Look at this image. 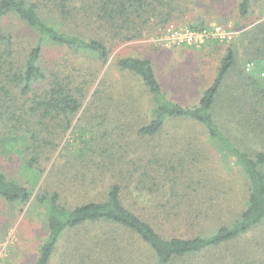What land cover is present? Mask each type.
I'll return each instance as SVG.
<instances>
[{"label": "trees", "instance_id": "16d2710c", "mask_svg": "<svg viewBox=\"0 0 264 264\" xmlns=\"http://www.w3.org/2000/svg\"><path fill=\"white\" fill-rule=\"evenodd\" d=\"M181 1L0 0V153L33 175L29 188L0 168V205L13 215L30 203L74 135L36 194L48 235L35 264H51L74 233L83 238L68 264H264L254 247L224 255L264 226V86L232 49L193 107L168 96L149 59L123 57L119 76L110 71L113 45L166 25ZM251 5L240 0L242 18ZM243 38L245 59L264 64V20ZM51 48L90 64L48 60Z\"/></svg>", "mask_w": 264, "mask_h": 264}, {"label": "rangeland", "instance_id": "374dc122", "mask_svg": "<svg viewBox=\"0 0 264 264\" xmlns=\"http://www.w3.org/2000/svg\"><path fill=\"white\" fill-rule=\"evenodd\" d=\"M180 3V5H177L179 7L178 11L174 13V18L166 25H157L156 21L153 20L147 24V30L142 38L112 46L113 53L109 65L114 77L119 76L116 63L121 58L149 59L168 96L183 106L193 107L199 104L205 91L211 87L227 51L232 49L238 56L240 68L245 73L254 75L258 82L264 86V64L253 65L252 62L245 59L246 43L243 38L247 31L264 20V0H252L250 14L247 18H242L240 15V0H187ZM201 24L204 25L202 30L208 31L220 27L224 33L232 34V38H211L198 46L185 43L178 44L172 41L171 36L173 33L192 30V26ZM13 28L20 40L22 38L28 39L26 29L19 26H13ZM46 57L48 60H55L56 63H68L70 66H87L90 64L89 61L77 57L65 49L51 48L46 52ZM103 72H101V75ZM234 76L232 75L228 80L229 89L239 85V81ZM225 110L223 109L222 112ZM221 117L227 118L226 111ZM73 136L70 138L68 135L66 141H73ZM66 141L62 144L42 178H40V182L36 184L30 203L26 206L17 205L13 215L9 213L5 205H0V228L7 225V234L0 240V264H35L39 250L48 235L45 210L36 201V194L51 171L57 157L58 165L63 164L64 160L60 159L58 155L65 146ZM13 159L15 161H11L12 159L0 153V168L6 174L20 179L22 183L30 188L31 185L27 182V177L30 176L31 178L33 175L24 172L21 176L19 173L20 161H17V158ZM223 164L226 163L221 161L216 165L224 171V174H227L229 168L225 169ZM211 167L215 168L214 164ZM224 174H220L222 178L225 177ZM233 177H235V180L232 185L236 191L235 194L238 193V201H236L235 207L238 208L240 187L242 185L238 169L234 170ZM203 194L207 199L211 198L208 186ZM233 196L234 200L231 206L236 200L234 194ZM70 200H74V198L70 197ZM2 232L4 231H0V234ZM77 235V233H74L72 238L69 239V234H66L61 239L51 264H68L66 258L71 249V241L83 238V233H80L78 237ZM252 247L264 252V226L251 233L240 244L232 246L230 249L227 248L224 255L226 256L228 253L233 255L235 250Z\"/></svg>", "mask_w": 264, "mask_h": 264}, {"label": "built area", "instance_id": "2783aa9c", "mask_svg": "<svg viewBox=\"0 0 264 264\" xmlns=\"http://www.w3.org/2000/svg\"><path fill=\"white\" fill-rule=\"evenodd\" d=\"M232 38V34L230 33H224L220 27L213 28L212 31L208 30H185L184 32H176L173 33L171 36V39L173 42H176L178 44H188V45H194L198 46L205 42V40L211 39V38Z\"/></svg>", "mask_w": 264, "mask_h": 264}]
</instances>
